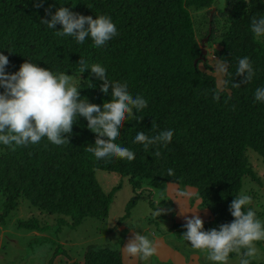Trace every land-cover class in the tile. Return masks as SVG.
Segmentation results:
<instances>
[{
	"label": "trees",
	"instance_id": "1",
	"mask_svg": "<svg viewBox=\"0 0 264 264\" xmlns=\"http://www.w3.org/2000/svg\"><path fill=\"white\" fill-rule=\"evenodd\" d=\"M62 6L94 19L111 17L118 35L100 48L90 36L79 44L72 36L58 35L62 25L52 29L41 20H50L49 12L55 14ZM213 7L226 21L219 37ZM192 10L206 11V20L195 26ZM253 17H264V0H225L224 8L219 0H0V52L9 59L7 73L18 72L29 61L55 74H68L81 98L102 108L111 101L112 88L105 94L103 81L90 68L79 72L83 57L89 67H105L109 81L126 84L134 98L148 101L147 108L133 110L143 120H126L115 141L133 151L132 161L97 160L88 152L97 134L82 116L73 125L70 143L57 146L45 137L37 145L14 149L0 144V225L20 200L40 215L54 217L58 231L62 226L75 229L86 218L104 219L119 186L104 192L96 171L127 177L133 191L142 189L140 181L149 192L164 191L167 185L194 188L200 206L210 213L205 231L232 222L229 208L240 195L244 178L256 180L248 154L253 151L264 164V102L255 100L256 89L264 87V37L252 33ZM201 38H208L206 44L217 41L218 59L228 63L223 77L228 83L219 100L214 99L215 77L201 68L206 64ZM244 57L252 63L254 76L239 88L232 87L243 81L236 70ZM166 130L174 132L167 146L150 145L145 150L135 142L140 131L154 137ZM168 169L174 175L169 176ZM136 204L132 197L124 218ZM19 227L44 233L52 226L32 218L19 222ZM120 248L89 246L83 261L72 264H123ZM62 253L57 246L55 254ZM234 258L240 260L231 253L229 260ZM250 264L256 263L251 259Z\"/></svg>",
	"mask_w": 264,
	"mask_h": 264
},
{
	"label": "clouds",
	"instance_id": "2",
	"mask_svg": "<svg viewBox=\"0 0 264 264\" xmlns=\"http://www.w3.org/2000/svg\"><path fill=\"white\" fill-rule=\"evenodd\" d=\"M49 14L51 19H42L41 22L52 29L58 24L62 25V30L57 31V34L72 36L79 44H83L90 36L94 46L100 48L118 35L115 23L106 15L94 19L92 16L74 13L63 6L55 14ZM251 31L256 38L264 37V17L252 18ZM8 64V57L0 52V87L4 88V92L0 93V144L14 149L30 144L37 145L45 137L57 146L70 143L68 137L72 134L73 125L82 116L87 119L88 128L97 134L95 144L86 148L97 160H108L112 157L128 161L135 159L133 151L115 141L126 120H143L133 110L147 108L148 101L139 95L134 98L126 84L109 81L105 67L100 64L89 67L83 57L78 62L81 74L90 68L91 73L103 81V93L108 94L109 87L112 88L111 101L105 102L101 108L100 105L89 103L87 98H81L80 91L68 74H55L48 68L29 61L23 63L18 72L9 74L5 71ZM214 68L218 77L214 99L219 100L220 93L228 83L223 78L228 72V63L215 59ZM236 75L243 77V81L233 82L232 87L235 88L252 80L254 69L249 58L238 60ZM255 100L264 102V87L256 89ZM155 127L156 123L153 121V128ZM173 135L172 130H166L149 137L144 131H140L135 136V142L142 143L147 150L150 145L167 146ZM154 155L159 157L160 152L156 151ZM168 175H174L172 169H168ZM250 204L252 197L248 195L235 197L229 208L234 220L220 225L218 230L213 228L209 231L204 230V221L198 214L188 218V212L180 205V215L186 218L183 239L197 250H206L207 258L216 264H228L231 253L240 256L239 264H250V260L257 255L256 242L264 241V223L257 217L255 210L248 207ZM163 211L160 209L155 215H161ZM123 250L125 254L143 260L158 254L156 242L140 232L134 233Z\"/></svg>",
	"mask_w": 264,
	"mask_h": 264
},
{
	"label": "rangeland",
	"instance_id": "3",
	"mask_svg": "<svg viewBox=\"0 0 264 264\" xmlns=\"http://www.w3.org/2000/svg\"><path fill=\"white\" fill-rule=\"evenodd\" d=\"M219 1L224 8L225 0ZM192 11L195 12L192 13L195 26L206 20V11ZM210 12L212 19H216L215 36L219 37L226 21L218 14L216 7H213ZM203 39L201 38L202 41ZM206 43L203 47L206 51V64L201 68L217 80L214 65L215 59H218L219 47L217 41ZM2 92H4L3 87ZM251 152L248 154L249 164L255 173L256 180L245 177L240 195L252 197V204L249 206L264 222V164L256 153ZM95 178L106 193L119 186L113 195L108 215L104 219L86 218L75 229L62 226L58 231L54 217L40 215L39 211L30 206L27 201L20 200L18 207L10 212L5 219L4 225H0V264H72L82 262L83 255L89 246H106L118 250L123 241L127 240L130 232L133 234L140 232L153 241L163 238L167 245L172 246L171 248L184 260L181 262L171 259L167 264H186L192 256L198 259L197 264H216L207 258L206 250L193 248L190 242L183 239L182 236L184 233H182L180 225H185L186 218L184 215H180L181 207L185 212H188L186 214L188 218L198 214L203 221L210 219V213L200 206L197 191L194 188L167 185L164 191L151 189L149 192V189L140 181L142 189L133 191L127 177L106 171H96ZM182 193L184 195H181ZM132 197L137 198V204L124 218L126 206ZM160 209L164 210L162 214L155 215ZM191 211H196V213ZM32 218L39 220L40 224L46 223L52 227L44 233L19 227V222H25ZM174 225H178L179 228H175ZM57 246H61L62 254H55ZM256 247L257 255L252 260L256 264H264V241L256 242ZM239 262V258L228 260V264H239ZM138 264L163 263L153 256L147 260L138 257Z\"/></svg>",
	"mask_w": 264,
	"mask_h": 264
},
{
	"label": "crops",
	"instance_id": "4",
	"mask_svg": "<svg viewBox=\"0 0 264 264\" xmlns=\"http://www.w3.org/2000/svg\"><path fill=\"white\" fill-rule=\"evenodd\" d=\"M124 227V226H123ZM125 230V227H124ZM134 234L130 232L128 235L127 240L123 241V244L120 249L121 259L123 264H138V257H132L124 253V246L132 239ZM156 246L158 248V254L155 257L158 259L160 263L167 264L169 260H180L181 262L184 261L179 254L175 250H173L170 245L163 240V238L155 240ZM198 259L193 258V256L186 262V264H197ZM178 264V263H177Z\"/></svg>",
	"mask_w": 264,
	"mask_h": 264
},
{
	"label": "water",
	"instance_id": "5",
	"mask_svg": "<svg viewBox=\"0 0 264 264\" xmlns=\"http://www.w3.org/2000/svg\"><path fill=\"white\" fill-rule=\"evenodd\" d=\"M207 39H208V38H205V39L202 41V47L204 46L203 43H205V42L207 41ZM205 53H206L205 50L202 49V54L205 55Z\"/></svg>",
	"mask_w": 264,
	"mask_h": 264
}]
</instances>
